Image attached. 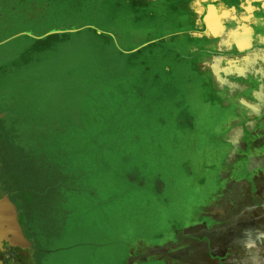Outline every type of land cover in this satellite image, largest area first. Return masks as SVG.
<instances>
[{
    "label": "rangeland",
    "instance_id": "rangeland-1",
    "mask_svg": "<svg viewBox=\"0 0 264 264\" xmlns=\"http://www.w3.org/2000/svg\"><path fill=\"white\" fill-rule=\"evenodd\" d=\"M158 24L124 0H0V196L43 264H264V80L240 82L260 115L239 145L199 140L241 87L225 50L137 33Z\"/></svg>",
    "mask_w": 264,
    "mask_h": 264
},
{
    "label": "crops",
    "instance_id": "crops-1",
    "mask_svg": "<svg viewBox=\"0 0 264 264\" xmlns=\"http://www.w3.org/2000/svg\"><path fill=\"white\" fill-rule=\"evenodd\" d=\"M124 1L137 13H143L158 20L159 24L153 28L150 27V32L140 30L137 33L150 38L154 37L156 33L159 41H162L161 44L169 49L173 47L168 44L173 46L172 44L183 37L189 39L190 44H193L191 48L193 46L194 49L199 48L197 44H204L207 49L225 50V83L231 87L237 86L239 89L241 87L238 106L225 103V108L211 106L210 109L203 110L205 113H212V116L217 115L218 118L216 124L206 131L204 130L201 136L203 135L202 139L207 141L208 139L217 142L220 140L223 146L232 145L235 147L236 144L239 145L237 140L245 139L247 129H253L259 124V119L256 118L260 112L258 114L254 112L256 105L251 98L262 97L264 87L259 85L261 90L257 94H254L255 91H253L249 98L245 93L247 85L245 83L240 85V82H245L247 76L254 77L252 80L256 78L264 80L263 67L261 66L263 63L260 61L261 57L264 58V0ZM231 66L242 67V72L230 70ZM245 67L250 70L246 71ZM249 71H254V73L247 75ZM225 94V97H228L226 90ZM249 107H253V109ZM198 128L199 124L196 127L197 135ZM234 138L237 140L234 141ZM212 160L211 162L221 165L223 174L225 155L215 156ZM215 172L217 171L215 170Z\"/></svg>",
    "mask_w": 264,
    "mask_h": 264
},
{
    "label": "flooded vegetation",
    "instance_id": "flooded-vegetation-1",
    "mask_svg": "<svg viewBox=\"0 0 264 264\" xmlns=\"http://www.w3.org/2000/svg\"><path fill=\"white\" fill-rule=\"evenodd\" d=\"M0 202L7 210L16 213L14 217H6L0 207V264H43L47 252L39 248L35 238L28 233L20 209L13 208L2 196Z\"/></svg>",
    "mask_w": 264,
    "mask_h": 264
},
{
    "label": "bare ground",
    "instance_id": "bare-ground-1",
    "mask_svg": "<svg viewBox=\"0 0 264 264\" xmlns=\"http://www.w3.org/2000/svg\"><path fill=\"white\" fill-rule=\"evenodd\" d=\"M201 97H202V95H201ZM203 103V102H202ZM204 104V103H203ZM200 111V110H199ZM202 111V110H201ZM212 111V110H211ZM210 111V112H211ZM216 111H217V109H216ZM201 116V118L199 117V116ZM218 115H219V113H218ZM199 118L201 119V120H199ZM217 118H218V116L217 115H214V116H212V113H210L209 114V112L208 113H205V111L204 112H201V113H198L197 114V122H200L199 123V131H198V139L200 140V139H202V137H203V135L201 136V134H202V132L205 130L206 131V129H209V128H211V127H213V125H215L216 124V120H217ZM208 131V130H207ZM210 131V130H209ZM205 134V133H204ZM206 137H208V136H206ZM204 139V138H203ZM202 142V141H201ZM203 143V142H202ZM198 148V147H197ZM189 149H190V147H189ZM6 222V221H5ZM3 223V222H2ZM4 224V223H3ZM14 237V236H13Z\"/></svg>",
    "mask_w": 264,
    "mask_h": 264
},
{
    "label": "water",
    "instance_id": "water-1",
    "mask_svg": "<svg viewBox=\"0 0 264 264\" xmlns=\"http://www.w3.org/2000/svg\"><path fill=\"white\" fill-rule=\"evenodd\" d=\"M3 116H4V114H0V118H2ZM0 207L2 208V211H3V213L5 214L6 217L7 216L8 217H10V216L14 217L16 215L15 212L7 210L5 208V206L1 202H0ZM19 230H20V228H19ZM21 237L24 240L22 233H21Z\"/></svg>",
    "mask_w": 264,
    "mask_h": 264
}]
</instances>
